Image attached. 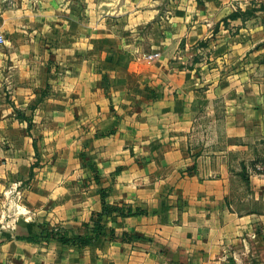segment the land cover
<instances>
[{"label": "crops", "instance_id": "obj_1", "mask_svg": "<svg viewBox=\"0 0 264 264\" xmlns=\"http://www.w3.org/2000/svg\"><path fill=\"white\" fill-rule=\"evenodd\" d=\"M262 5L0 0V207L28 180L31 209L0 226V264H264ZM101 187L148 212L106 217L135 240L19 238L84 234Z\"/></svg>", "mask_w": 264, "mask_h": 264}, {"label": "trees", "instance_id": "obj_2", "mask_svg": "<svg viewBox=\"0 0 264 264\" xmlns=\"http://www.w3.org/2000/svg\"><path fill=\"white\" fill-rule=\"evenodd\" d=\"M260 9H264V5L260 7ZM257 9L248 10L245 13L242 11H237L232 13L229 18L224 20V23L227 25L229 19H237V18H246L251 16L254 11ZM218 28V27H217ZM90 169L95 174V179L100 182L101 177L97 170L95 164H91ZM108 192L105 189L101 190V198H102V211L93 213L90 223H85L84 225L87 228H90V232L87 234H71L68 231H60L54 229H43L39 234H34L28 237H19L20 239H26L28 241H37L39 238H44L45 240H56L62 244L73 246L79 249H85L93 245L96 241H98L101 237L109 235L111 239L120 238L123 242H131L135 240L137 237L124 232L119 237L116 235L114 229L110 231L107 230L106 226V217L111 214H118L121 217H129L136 216L141 214H147L148 212L142 208H134L133 206H120L113 205L107 202Z\"/></svg>", "mask_w": 264, "mask_h": 264}, {"label": "rangeland", "instance_id": "obj_3", "mask_svg": "<svg viewBox=\"0 0 264 264\" xmlns=\"http://www.w3.org/2000/svg\"><path fill=\"white\" fill-rule=\"evenodd\" d=\"M31 124H32V122H31ZM37 156H38V154H37ZM85 156L86 155H82V157L84 159L83 164L85 166H90L91 162L88 161L85 158ZM38 162H40V159L38 160ZM36 163H37V161H36ZM37 165L38 164H36V166ZM91 172H92L93 178L95 179V174L93 173L92 170H91ZM95 181L97 183H99L96 179H95ZM29 186H30V181L27 180V181H23L22 183H18L17 185H14V186L11 185V186L5 187V190L3 192L4 201L1 202V207H0V209L2 208V211H3V215H2V217H3L2 220L3 221L0 222V226H5V227H9L10 228V227L14 226V224H15L13 222L14 219L19 217L20 215L26 216L29 212H31V209H29L30 207L28 206V198H27V191L29 190ZM102 189L107 190L108 195H109V191H110L109 188H102V187L100 188V195H101V190ZM113 205H116V204H113ZM122 206H125V205H122ZM107 217H113V215L111 214V215H109ZM0 219H1V217H0ZM107 219L108 218H106L107 230H111L112 228H109L108 225H107L108 224V220ZM85 223H90V221L89 222H83V224H82L83 230H84V234H87V233L90 232V228H87L84 225ZM50 226L51 225L49 223H46L45 221L39 223V228L41 230L52 228ZM53 229L54 230H60V231H66L65 229H61V228L54 227V226H53ZM260 254L264 255V251L260 250Z\"/></svg>", "mask_w": 264, "mask_h": 264}, {"label": "built area", "instance_id": "obj_4", "mask_svg": "<svg viewBox=\"0 0 264 264\" xmlns=\"http://www.w3.org/2000/svg\"><path fill=\"white\" fill-rule=\"evenodd\" d=\"M3 41V37H2V35H0V42H2Z\"/></svg>", "mask_w": 264, "mask_h": 264}]
</instances>
